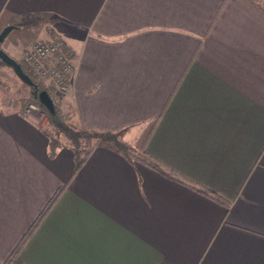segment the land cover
Returning <instances> with one entry per match:
<instances>
[{
  "label": "crops",
  "instance_id": "crops-1",
  "mask_svg": "<svg viewBox=\"0 0 264 264\" xmlns=\"http://www.w3.org/2000/svg\"><path fill=\"white\" fill-rule=\"evenodd\" d=\"M0 20L19 40L34 34L4 47L15 59L50 35L75 53L70 89L53 97L73 126L127 128L124 146L182 178L105 146L75 170L76 148L53 146L46 115L39 125L22 115L0 85V264H264L261 9L246 0H0Z\"/></svg>",
  "mask_w": 264,
  "mask_h": 264
},
{
  "label": "trees",
  "instance_id": "trees-1",
  "mask_svg": "<svg viewBox=\"0 0 264 264\" xmlns=\"http://www.w3.org/2000/svg\"><path fill=\"white\" fill-rule=\"evenodd\" d=\"M249 3L257 6L264 12V0H246ZM54 39H57L56 37ZM18 62L21 64L22 70L31 78V80L37 85L36 90L33 87L31 88V94L26 99L28 101L36 102L39 107L47 112V121H46V130L51 136V143L55 146V142L58 139L66 140L70 144H72L75 148V161L76 166L75 170H78L80 166L83 164L84 160L87 158L89 153L98 146H105L114 149L115 151L123 154L128 159L138 160L142 163L147 164L148 166L158 170L162 174L181 180L182 178L179 177L178 174L174 173L172 170H169L165 166H163L159 161L149 156L146 152H140L132 150L122 144L120 141L124 134L127 132V128H123L116 131H99V130H83L80 128H76L73 126L66 115L62 113L60 108L54 103V114H51L47 108L39 101L37 92L40 90H49L46 87L45 79L37 77L31 70H29L28 64H26L22 58L17 59ZM3 63L2 61H0ZM4 64V63H3ZM193 188L197 191L209 196L210 198L214 199L215 201L229 207L230 202L225 200L220 195L214 194L206 188H202L200 186L191 184ZM56 194L49 200L48 204L44 207L41 211L40 215L37 219L32 223V225L28 228V230L22 236L18 246L15 248V251L19 249V247L24 243V241L28 238L32 230L36 227L39 220L44 215L47 208H49L50 204L56 198ZM9 260V258H8ZM8 260H6L5 264H7Z\"/></svg>",
  "mask_w": 264,
  "mask_h": 264
},
{
  "label": "built area",
  "instance_id": "built-area-1",
  "mask_svg": "<svg viewBox=\"0 0 264 264\" xmlns=\"http://www.w3.org/2000/svg\"><path fill=\"white\" fill-rule=\"evenodd\" d=\"M22 60L37 77L44 78L50 88L61 93L70 89L77 60L63 40L57 38L35 42L23 50ZM50 97L53 101V97ZM38 108L37 103L29 101L21 114L37 112V117L41 118Z\"/></svg>",
  "mask_w": 264,
  "mask_h": 264
},
{
  "label": "rangeland",
  "instance_id": "rangeland-1",
  "mask_svg": "<svg viewBox=\"0 0 264 264\" xmlns=\"http://www.w3.org/2000/svg\"><path fill=\"white\" fill-rule=\"evenodd\" d=\"M1 21V20H0ZM10 32L12 33H9L8 36H6L5 40L2 42L1 44V48L4 50L9 43L8 42H11L12 45L16 48L17 46H20L22 45L23 43H26L28 42L32 37H33V33L31 34L30 31H25L21 34H24L23 35V39L22 40H19L18 38H15V36H17L16 32H19V31H16V30H11ZM55 37L54 36H51L50 37H46V38H40L38 40H36L35 42H38V41H43V40H50V39H54ZM58 38V37H56ZM18 39V40H17ZM60 39V38H58ZM22 41V42H21ZM35 42L31 43L29 46H31L32 44H34ZM29 46L25 47V48H28ZM68 47V46H67ZM69 48V47H68ZM72 50V49H71ZM75 54V53H74ZM10 55V54H9ZM13 55V54H12ZM76 56V55H75ZM13 57V56H12ZM14 58V57H13ZM22 58V55L21 57ZM20 58H17L16 56V59H20ZM1 61V60H0ZM0 85L1 87H5V90L8 92H11V94H6L8 97H14V98H18V100H20V102H22V106H21V109H20V113H21V110H23V108L26 106V99L30 96L31 94V88L32 86H29L28 84H26L25 82H23L18 76L17 74L14 72L13 68L11 66H8L6 64H3L0 62ZM45 85L46 87L49 89L47 92L49 94V96H52V97H55L54 94L55 93H59L61 94V92H58L56 90H54L53 88H50L48 85H47V82L45 81ZM4 90V91H5ZM8 92V93H9ZM38 93V92H37ZM29 102V101H28ZM34 102V101H33ZM36 103V102H35ZM54 103V102H53ZM57 105V104H56ZM39 106V105H38ZM38 111L39 113L41 114V112L43 113V115L41 114V116H44V114L46 115L47 117V112L43 111L40 107L38 108ZM31 115H34L37 117V112L36 114L35 113H31L29 112L27 115L25 116H31ZM38 118V117H37ZM43 121L42 117L41 118H38L37 120V124H41V122ZM124 144V143H122Z\"/></svg>",
  "mask_w": 264,
  "mask_h": 264
},
{
  "label": "water",
  "instance_id": "water-1",
  "mask_svg": "<svg viewBox=\"0 0 264 264\" xmlns=\"http://www.w3.org/2000/svg\"><path fill=\"white\" fill-rule=\"evenodd\" d=\"M14 28L12 25L5 26L1 31H0V60L8 65L11 66L14 70V72L17 74V76L26 84L29 86H32L35 90L37 88V85L31 80V78L22 70L21 64L10 56L5 50L1 48V44L6 38V36L9 34V32ZM39 101L47 108V110L51 113L54 114V103L49 96L48 92L46 90H40L37 93Z\"/></svg>",
  "mask_w": 264,
  "mask_h": 264
}]
</instances>
